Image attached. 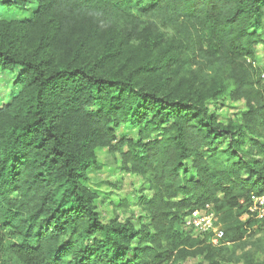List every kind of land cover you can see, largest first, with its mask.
I'll list each match as a JSON object with an SVG mask.
<instances>
[{"label": "trees", "instance_id": "16d2710c", "mask_svg": "<svg viewBox=\"0 0 264 264\" xmlns=\"http://www.w3.org/2000/svg\"><path fill=\"white\" fill-rule=\"evenodd\" d=\"M259 47L264 0H0L19 87L0 107V264H264L245 242L264 225L247 216L264 193ZM97 150L150 192L137 225L100 220ZM206 208L220 247L181 229Z\"/></svg>", "mask_w": 264, "mask_h": 264}, {"label": "rangeland", "instance_id": "374dc122", "mask_svg": "<svg viewBox=\"0 0 264 264\" xmlns=\"http://www.w3.org/2000/svg\"><path fill=\"white\" fill-rule=\"evenodd\" d=\"M11 12H16L11 8ZM258 60L260 67L264 68V49L259 47ZM18 70L11 72L0 71V107L8 104L17 94L19 87L15 85V76ZM245 109L243 101L223 102V107L217 113L223 120L236 119L237 116ZM212 111V110H211ZM119 136H128L135 138L136 132L133 130L122 129ZM97 165L87 169L89 189L97 194L94 204L99 213L100 220L107 223L110 220L118 218L121 222L131 219L134 225L137 220L145 214L141 213L137 200L141 195H149L143 181L136 175L124 170L120 155L118 153L110 154L107 150H97ZM142 189V191H141ZM121 203H126L125 206ZM144 219V218H143ZM182 229V228H181ZM254 233L248 234L246 243L255 258L259 261L264 260V225L255 226ZM199 257H191L184 264H201ZM243 264V263H235Z\"/></svg>", "mask_w": 264, "mask_h": 264}, {"label": "built area", "instance_id": "2783aa9c", "mask_svg": "<svg viewBox=\"0 0 264 264\" xmlns=\"http://www.w3.org/2000/svg\"><path fill=\"white\" fill-rule=\"evenodd\" d=\"M260 82L264 88V72L260 75ZM247 216L252 217L257 222L264 221V193L252 198L247 208ZM182 231L192 236H207L211 246H222L223 232L214 212L208 208L192 212L184 217Z\"/></svg>", "mask_w": 264, "mask_h": 264}]
</instances>
